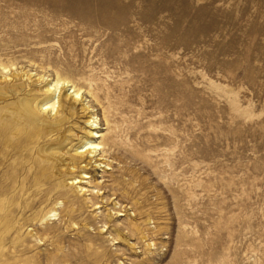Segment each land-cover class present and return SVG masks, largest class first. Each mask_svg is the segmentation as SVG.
<instances>
[{"label": "rangeland", "instance_id": "1", "mask_svg": "<svg viewBox=\"0 0 264 264\" xmlns=\"http://www.w3.org/2000/svg\"><path fill=\"white\" fill-rule=\"evenodd\" d=\"M2 64L81 87L111 169L32 174L0 264H264V0H0Z\"/></svg>", "mask_w": 264, "mask_h": 264}, {"label": "bare ground", "instance_id": "2", "mask_svg": "<svg viewBox=\"0 0 264 264\" xmlns=\"http://www.w3.org/2000/svg\"><path fill=\"white\" fill-rule=\"evenodd\" d=\"M2 67L4 73L0 80V101L9 102L15 98L18 99V104L12 101L0 108V263L5 256H23L30 250L17 240V235H13L19 231L23 218L30 222V218H19L15 213L19 209L25 212L16 201L19 199L18 191L23 192L27 188L26 182L32 174V181L39 184V187L44 185V181L53 179L48 190L54 194L66 187L68 180L72 181V185L81 184L83 189V180L91 179L96 169H111L109 159L102 157L107 152V140L98 141L104 138L98 130L99 119L92 113L91 107L85 104L81 87L66 77L58 76L55 80L47 81L42 87L35 88L30 85L28 89L27 81L32 80V74L28 71L9 70L5 64H2ZM18 115L36 129L34 138L30 137L29 131L21 133L22 141L14 140L13 135L17 136L19 131L12 119ZM80 120H83V125H79ZM78 128L84 131L83 135L76 134L75 130ZM51 134L55 137L45 141ZM114 134L119 135V131ZM47 144L51 146L46 147ZM14 155V160L8 163V157ZM29 162L30 168L25 170L26 163ZM22 168L25 178L18 189ZM41 192L42 190H39L37 193ZM66 200L73 201L71 196H67ZM39 201L33 199L28 204ZM56 212L55 207L47 211L41 210L42 214L38 220L42 218V221H48V218L55 217ZM30 234L31 232L28 233ZM7 243H11L15 250L9 249L6 252ZM19 262L27 264V259L6 264Z\"/></svg>", "mask_w": 264, "mask_h": 264}]
</instances>
